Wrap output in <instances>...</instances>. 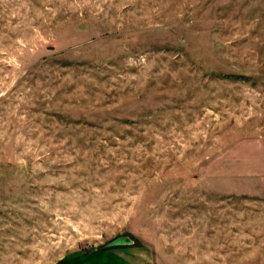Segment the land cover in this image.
I'll list each match as a JSON object with an SVG mask.
<instances>
[{
	"label": "rangeland",
	"instance_id": "obj_1",
	"mask_svg": "<svg viewBox=\"0 0 264 264\" xmlns=\"http://www.w3.org/2000/svg\"><path fill=\"white\" fill-rule=\"evenodd\" d=\"M0 264H264V0H0Z\"/></svg>",
	"mask_w": 264,
	"mask_h": 264
},
{
	"label": "water",
	"instance_id": "obj_2",
	"mask_svg": "<svg viewBox=\"0 0 264 264\" xmlns=\"http://www.w3.org/2000/svg\"><path fill=\"white\" fill-rule=\"evenodd\" d=\"M130 243H133L131 238H117L115 239V241L108 243L105 248L121 246L126 244L129 245Z\"/></svg>",
	"mask_w": 264,
	"mask_h": 264
}]
</instances>
